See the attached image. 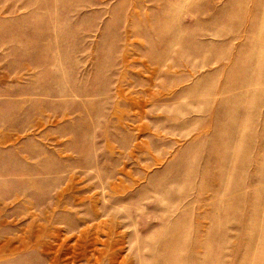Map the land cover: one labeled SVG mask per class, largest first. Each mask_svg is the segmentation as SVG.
<instances>
[{"label": "rangeland", "instance_id": "374dc122", "mask_svg": "<svg viewBox=\"0 0 264 264\" xmlns=\"http://www.w3.org/2000/svg\"><path fill=\"white\" fill-rule=\"evenodd\" d=\"M0 264H264V0H0Z\"/></svg>", "mask_w": 264, "mask_h": 264}]
</instances>
